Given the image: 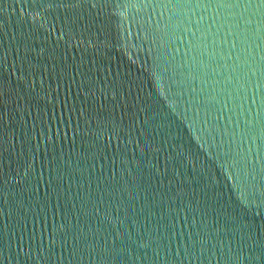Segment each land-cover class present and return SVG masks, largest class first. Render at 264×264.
Masks as SVG:
<instances>
[{"label":"water","instance_id":"obj_1","mask_svg":"<svg viewBox=\"0 0 264 264\" xmlns=\"http://www.w3.org/2000/svg\"><path fill=\"white\" fill-rule=\"evenodd\" d=\"M0 264H264V0H0Z\"/></svg>","mask_w":264,"mask_h":264}]
</instances>
